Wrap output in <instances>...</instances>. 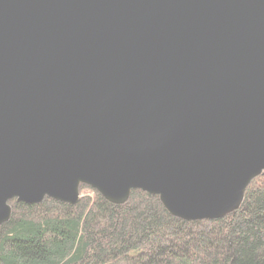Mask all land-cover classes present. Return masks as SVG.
I'll return each mask as SVG.
<instances>
[{
  "label": "water",
  "instance_id": "obj_1",
  "mask_svg": "<svg viewBox=\"0 0 264 264\" xmlns=\"http://www.w3.org/2000/svg\"><path fill=\"white\" fill-rule=\"evenodd\" d=\"M260 174L264 0H0V226L79 185L218 219Z\"/></svg>",
  "mask_w": 264,
  "mask_h": 264
},
{
  "label": "trees",
  "instance_id": "obj_2",
  "mask_svg": "<svg viewBox=\"0 0 264 264\" xmlns=\"http://www.w3.org/2000/svg\"><path fill=\"white\" fill-rule=\"evenodd\" d=\"M79 192L74 205L11 199L0 264H264V174L238 209L210 220L174 217L138 189L122 205L85 185Z\"/></svg>",
  "mask_w": 264,
  "mask_h": 264
},
{
  "label": "rangeland",
  "instance_id": "obj_3",
  "mask_svg": "<svg viewBox=\"0 0 264 264\" xmlns=\"http://www.w3.org/2000/svg\"><path fill=\"white\" fill-rule=\"evenodd\" d=\"M253 183H256V182H253ZM78 187H79V186H78ZM245 189H246V188H245ZM96 192H97V191H96ZM130 192H131V191H130ZM79 193H80V192H79ZM97 193H98V192H97ZM129 194H130V193H129ZM40 195L42 196L43 194L41 193ZM40 195H39V196H40ZM243 195H244V194H243ZM154 196H157V195H154ZM79 197H80V196H79ZM157 197H158V196H157ZM243 197H244V196H243ZM102 198H103V196H102ZM44 199H49V197H48L47 195H44V196H43V200H44ZM50 199H51V198H50ZM103 199H104V198H103ZM43 200H42V201H43ZM52 200H53V199H52ZM104 200H105V199H104ZM42 201H41V202H42ZM54 201H55V200H54ZM105 201H107V200H105ZM41 202H40V203H41ZM57 202H58V201H57ZM107 202H108V201H107ZM108 203H109V202H108ZM125 203H126V202H125ZM34 204H36V203H34ZM65 204H66V203H65ZM123 204H124V203H123ZM160 204H161V202H160ZM8 205L10 206V209H11V211H12V206H11V204H9V202H8ZM68 205H69V204H68ZM121 205H122V204H121ZM161 205H162V204H161ZM162 207H163V206H162Z\"/></svg>",
  "mask_w": 264,
  "mask_h": 264
},
{
  "label": "bare ground",
  "instance_id": "obj_4",
  "mask_svg": "<svg viewBox=\"0 0 264 264\" xmlns=\"http://www.w3.org/2000/svg\"><path fill=\"white\" fill-rule=\"evenodd\" d=\"M11 216V215H10ZM10 218V217H9Z\"/></svg>",
  "mask_w": 264,
  "mask_h": 264
}]
</instances>
